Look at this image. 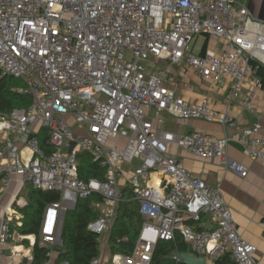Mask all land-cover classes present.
Here are the masks:
<instances>
[{
    "label": "built area",
    "instance_id": "built-area-1",
    "mask_svg": "<svg viewBox=\"0 0 264 264\" xmlns=\"http://www.w3.org/2000/svg\"><path fill=\"white\" fill-rule=\"evenodd\" d=\"M249 16L234 0H0V80L20 79L21 92L33 96L29 107L0 112V202L14 184L60 193L43 216L40 244L50 251L42 264H71L56 263L64 218L94 194L103 197L104 210L89 223L100 245L90 264H102L103 252L110 253L108 235L122 202L138 203L144 222L133 253L117 258L110 253L109 264H151L157 242L175 241L178 234L197 256L260 264L257 247L238 233L220 188L194 176L171 151L180 147L219 159L247 177L249 168L233 159L228 147L238 142L264 163L263 126L238 130L228 110L217 109L209 97L190 100L167 78L176 65L206 81L230 78L231 97L245 89L250 108L264 93L257 73L264 65V33L248 30ZM203 34L220 40L222 51L196 52ZM156 61L169 68L150 72L145 62ZM165 114L218 122L232 131L222 137L200 130L179 134L163 128ZM80 152L100 161L104 180L80 177ZM124 165L131 166L129 176ZM126 192L132 195L125 197ZM20 201L15 197L2 221V246L18 236ZM204 215L212 225L198 229ZM33 237L27 255L26 247H13L23 259L10 264H34Z\"/></svg>",
    "mask_w": 264,
    "mask_h": 264
},
{
    "label": "crops",
    "instance_id": "crops-1",
    "mask_svg": "<svg viewBox=\"0 0 264 264\" xmlns=\"http://www.w3.org/2000/svg\"><path fill=\"white\" fill-rule=\"evenodd\" d=\"M234 3L237 8H248L250 12L247 22L248 30L264 33V0H234ZM201 36L203 37V42L199 52H203L205 48V53L216 54L222 51L223 44L220 40L211 38L207 34ZM198 38L195 42V49L199 44ZM260 59L264 64V56H261ZM180 71L184 73V80L181 83L178 81L172 83V77L169 80V82L177 87L179 93L192 101H199L204 97H209L217 109L229 111V114L237 123L236 129L238 130L260 123L263 126L264 132V93L259 92L253 105L247 108L244 104L245 89L242 91L241 96L231 97V86L234 80L223 78L217 82L206 81L192 70ZM175 76L177 77V75ZM165 116L167 123L163 128L179 134H185L192 130H200L217 137H222L232 131L225 129L218 122H208L202 119L180 120L169 114H165ZM228 153L233 159L245 164L249 168L247 177H242L228 170L219 159L200 158L180 147H173L171 151L172 155L184 162L194 176L201 177L211 186L220 188L224 200L233 212L238 233L243 239L253 243L257 247L255 260L260 264H264V163L249 156L245 152L244 147L238 142H232L229 145ZM123 167L126 175L129 176L131 166L124 165ZM120 183L124 190L128 187L126 179H122ZM24 188L20 189V186L14 184L3 195L0 202V226L5 214L10 211L15 197L21 200L22 205L25 204L24 198L20 195ZM211 225L212 218L210 215H204L203 224L200 227L210 228ZM17 234L18 236L11 240L9 245H0V264H10L11 262H19L23 259V256L12 253V249L15 246L26 247L27 250L24 251V255L29 253L28 246L30 244L25 243V240L28 238L23 237L24 235H21L19 232ZM29 236L31 238L28 240L34 241L33 235ZM118 255L121 254L115 255V257ZM223 258L230 260L224 264H235L230 256H224L221 259ZM102 260V264H108V259L102 257ZM207 264L218 263L217 261L207 259Z\"/></svg>",
    "mask_w": 264,
    "mask_h": 264
},
{
    "label": "trees",
    "instance_id": "trees-1",
    "mask_svg": "<svg viewBox=\"0 0 264 264\" xmlns=\"http://www.w3.org/2000/svg\"><path fill=\"white\" fill-rule=\"evenodd\" d=\"M204 51L202 53H205ZM257 73L264 82V65L260 66ZM23 87L24 83L14 77H6L0 80V112L11 113L15 109H23L31 105L32 100L21 92ZM42 145L46 147V136H42ZM78 165L79 175L82 179H105L106 168L101 165L100 161L95 160L90 153L80 152ZM131 195V192L125 193V197ZM59 199L60 193L57 191L36 190L30 187L26 203L16 207L21 215L22 225L15 226V229L21 235L36 236L34 264H42L48 258L50 247L40 244L42 220L46 207ZM103 205V197L94 194L88 199L79 200L74 209L67 211L61 230V242L55 246L59 251L56 263L68 260L71 264H90L94 257L100 255L97 234L89 229V223L103 216ZM124 213H129L130 217L125 216ZM143 222L144 218L140 214L138 203L122 202L120 204L114 226L108 235L109 251L112 256L133 253ZM25 243L30 244V241L26 239ZM187 250L188 244L180 234L177 235L175 241H158L151 264H184L169 259L168 256L174 251L185 252ZM229 261L228 258H223L217 263L224 264Z\"/></svg>",
    "mask_w": 264,
    "mask_h": 264
},
{
    "label": "rangeland",
    "instance_id": "rangeland-1",
    "mask_svg": "<svg viewBox=\"0 0 264 264\" xmlns=\"http://www.w3.org/2000/svg\"><path fill=\"white\" fill-rule=\"evenodd\" d=\"M198 39H199V41H198L199 44L197 45V47L195 49L196 52L200 51L201 45H202V42H203V37L202 36H199ZM151 64L152 63L145 62V65L148 66V70H151L150 72H154V71H157V70H160V69L169 68V64L167 62L156 61V63L153 66ZM173 69H174V71L176 73L169 72L167 78L168 77L169 78L172 77V83L176 82V81L181 83L184 80V75H183L184 73L180 71L182 68L176 65V66L173 67ZM175 75H177V77ZM29 192H30V187L29 186H25L23 192L20 193V195L24 198L25 202H26V200L28 198ZM102 257L108 259V264L111 263V261H110L111 255H110V253L108 251L103 252Z\"/></svg>",
    "mask_w": 264,
    "mask_h": 264
},
{
    "label": "water",
    "instance_id": "water-1",
    "mask_svg": "<svg viewBox=\"0 0 264 264\" xmlns=\"http://www.w3.org/2000/svg\"><path fill=\"white\" fill-rule=\"evenodd\" d=\"M30 99H33V96H29ZM75 146V142L72 143V148ZM123 194V193H122ZM125 216L130 217L129 213H124ZM207 228V227H206ZM169 259L182 262L184 264H207V258L204 256H197L191 252V249L188 248L185 252L174 251Z\"/></svg>",
    "mask_w": 264,
    "mask_h": 264
}]
</instances>
